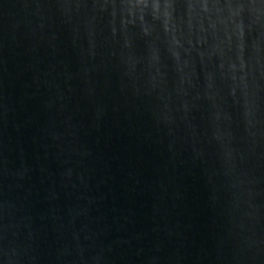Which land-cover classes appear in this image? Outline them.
Here are the masks:
<instances>
[{"label":"water","instance_id":"95a60500","mask_svg":"<svg viewBox=\"0 0 264 264\" xmlns=\"http://www.w3.org/2000/svg\"><path fill=\"white\" fill-rule=\"evenodd\" d=\"M176 2L179 42L113 37L104 0H0V183L40 264H264V17L240 72Z\"/></svg>","mask_w":264,"mask_h":264},{"label":"clouds","instance_id":"9594fccd","mask_svg":"<svg viewBox=\"0 0 264 264\" xmlns=\"http://www.w3.org/2000/svg\"><path fill=\"white\" fill-rule=\"evenodd\" d=\"M63 7L64 5H60ZM85 5L77 3L75 7L80 8ZM102 10L111 9V35L115 37L118 34L117 22L119 30L127 33L129 25L138 29V35L145 40H151L154 37L160 38L159 32L156 31L158 22L162 23L164 32L171 40L179 42L183 18H177L176 10L180 5L176 0H104L103 4L94 5ZM245 13L250 17L251 23H259L261 17H264V0H190L188 28L191 31L193 22L199 26V31L203 33L204 42L207 43V31L205 29V20L209 26L214 27L213 17L221 20L225 29V37L229 44L232 38L239 40V51L241 55L239 59V71L244 72L245 64L243 60V39L245 35ZM226 14V15H225ZM125 47H130V43L125 38ZM203 59L204 53L200 52ZM155 59V57H154ZM187 66V65H185ZM237 69L233 65L232 71ZM235 82L236 77H232ZM243 83V78H241ZM246 87V86H245ZM231 95L235 97V87L231 90ZM245 108H248L247 102ZM251 111L245 112L246 119L251 124ZM219 139V137H217ZM229 161V170L226 175L236 176V166L231 151L227 152ZM244 159L243 156L240 157ZM232 189L239 187L238 183H232ZM6 207V205H5ZM0 264H40L39 257L34 254L30 245L18 242L16 239H9L8 228L0 230ZM92 264H110V261L103 255L93 258Z\"/></svg>","mask_w":264,"mask_h":264}]
</instances>
